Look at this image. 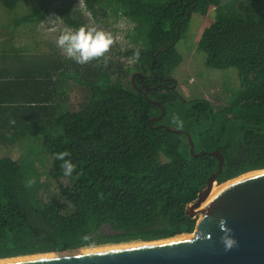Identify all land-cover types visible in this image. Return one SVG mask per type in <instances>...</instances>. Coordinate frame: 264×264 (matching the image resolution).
Segmentation results:
<instances>
[{"label": "trees", "instance_id": "16d2710c", "mask_svg": "<svg viewBox=\"0 0 264 264\" xmlns=\"http://www.w3.org/2000/svg\"><path fill=\"white\" fill-rule=\"evenodd\" d=\"M82 1L84 8L60 10L66 26L87 25L84 9L94 17L110 9L135 23L130 37L137 44L123 55L135 60L140 76L127 86L128 70L119 64H43L18 49L12 35L0 43V142L39 136L57 184L53 194H39L19 161L0 156V259L190 234L197 219L186 207L218 169L212 152L225 158L219 184L264 169V115L251 120L254 102H240L245 116L216 120L209 100L187 99L171 79L183 62L177 43L191 16L214 8L199 42L206 64L235 69L242 84L253 81L254 101L264 103V0ZM27 3L33 7L14 17L13 33L39 26L50 9L37 0H0L10 14ZM62 66L73 70L61 77L87 92L77 111H59L53 77ZM162 125L190 133L195 153L204 154L194 157L187 135ZM63 151L76 165L70 177L54 156Z\"/></svg>", "mask_w": 264, "mask_h": 264}, {"label": "rangeland", "instance_id": "374dc122", "mask_svg": "<svg viewBox=\"0 0 264 264\" xmlns=\"http://www.w3.org/2000/svg\"><path fill=\"white\" fill-rule=\"evenodd\" d=\"M37 1L50 9L48 17L37 27H21L16 29L15 33L12 30L14 17L25 15L33 7V4H23L13 14L3 11L0 7V43H9L12 35V43L15 41L18 49L26 50V55L30 59L39 57V59L44 61L43 64L52 60L61 62L62 64L66 60L74 61L68 58L56 44L60 31L66 26L59 12L71 5L73 7L84 8L83 1ZM83 14L87 20V25L96 26L113 34L114 43L105 54L108 58L107 63L104 62L103 57L98 58V61L104 68L107 67V64L113 63L121 65L124 71L128 70L127 74L123 75V80L127 84L136 73H140L134 70L136 65L135 60L123 55L137 44L135 41L132 42L130 37L132 33H136L135 23L121 14L116 15L110 9L106 13L98 14L97 17L92 16L85 9ZM214 15L215 9L212 8L205 16L199 13L191 16L189 29L185 37L177 43V49L183 56V62L176 70V76L173 75L178 82L176 88L189 100L198 98L209 100L214 109L216 120L220 121L230 116H245L244 114L248 109L244 108L242 110L239 104L240 102L251 100L256 105L254 113L250 116L251 120H258L264 115V103L254 101L256 91L259 88L255 86L253 81L242 84L238 72L231 67L216 68L208 66L206 64V55L199 49V42L203 31L214 21ZM141 42L142 39L138 38V45ZM4 48L10 50L8 44L4 45ZM87 65L94 66V60L89 61ZM72 70H66V67L62 66L58 74L53 77V82L57 84L56 87L58 89L56 95L57 99L59 98V111H77L87 97V92L83 86L71 78L64 79L61 77V74L64 72L70 74ZM127 86H130V84H127ZM0 156H8L19 161L24 166L26 175L30 176L31 180L37 183L39 194L43 193L44 196H48L54 193L57 184L49 175L51 158L39 136H33V138L19 141L16 144L0 142ZM119 245L109 244L82 248L80 250L101 249Z\"/></svg>", "mask_w": 264, "mask_h": 264}, {"label": "water", "instance_id": "95a60500", "mask_svg": "<svg viewBox=\"0 0 264 264\" xmlns=\"http://www.w3.org/2000/svg\"><path fill=\"white\" fill-rule=\"evenodd\" d=\"M187 17L190 18V13ZM136 76L140 73L132 77V83ZM171 79L176 88L177 80ZM164 114L165 109L161 116ZM162 127L184 132L194 157L204 154L195 153L194 141L187 131L167 125ZM211 154L219 161L218 169L208 178L197 198L186 207L187 215L197 219L193 233L131 243L139 245L117 244L119 246L115 248L77 249L6 258L0 259V264H264V169L251 170L219 184L217 177L225 158L218 150ZM215 185L221 186V189L202 205ZM222 221L226 222L236 241L230 250H226L221 242L224 235ZM182 236L187 237L180 238Z\"/></svg>", "mask_w": 264, "mask_h": 264}, {"label": "clouds", "instance_id": "9594fccd", "mask_svg": "<svg viewBox=\"0 0 264 264\" xmlns=\"http://www.w3.org/2000/svg\"><path fill=\"white\" fill-rule=\"evenodd\" d=\"M113 43L114 36L112 33L90 25H81L78 28L65 26L56 39V44L62 52L68 58L81 65L101 57L107 63L108 58L105 54ZM134 55L138 59L139 52L137 51ZM10 123L14 124L15 121H10ZM177 123L178 126H182V122L177 121ZM54 156L62 162L60 167L63 175L70 177L76 168V165L70 159H66V157L70 156V153L63 151L54 153ZM34 182V180H29L28 183L32 184ZM221 231L224 233L221 237V242L224 244L226 250H230L236 241L225 221L221 222Z\"/></svg>", "mask_w": 264, "mask_h": 264}, {"label": "bare ground", "instance_id": "6f19581e", "mask_svg": "<svg viewBox=\"0 0 264 264\" xmlns=\"http://www.w3.org/2000/svg\"><path fill=\"white\" fill-rule=\"evenodd\" d=\"M220 189H221V186H215L213 191H212V193L205 199V201L202 203V205L206 201H208L212 196H214ZM202 205H201V207H202ZM185 237H187V236H182L180 238H185ZM136 244L139 245L140 243H134V244H131V245H136ZM115 247H118V246H115ZM115 247H105V248H115ZM105 248H101V249H105Z\"/></svg>", "mask_w": 264, "mask_h": 264}, {"label": "flooded vegetation", "instance_id": "af4514ba", "mask_svg": "<svg viewBox=\"0 0 264 264\" xmlns=\"http://www.w3.org/2000/svg\"><path fill=\"white\" fill-rule=\"evenodd\" d=\"M133 84L136 85L137 84L136 81Z\"/></svg>", "mask_w": 264, "mask_h": 264}, {"label": "crops", "instance_id": "0c3cea01", "mask_svg": "<svg viewBox=\"0 0 264 264\" xmlns=\"http://www.w3.org/2000/svg\"><path fill=\"white\" fill-rule=\"evenodd\" d=\"M177 70V69H176ZM176 72V71H175ZM174 72V75L176 76V73Z\"/></svg>", "mask_w": 264, "mask_h": 264}]
</instances>
